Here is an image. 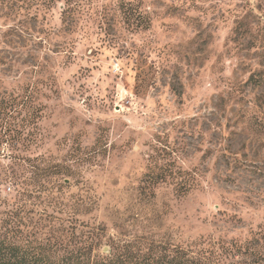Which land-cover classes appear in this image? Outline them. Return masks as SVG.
<instances>
[{
  "label": "rangeland",
  "instance_id": "obj_1",
  "mask_svg": "<svg viewBox=\"0 0 264 264\" xmlns=\"http://www.w3.org/2000/svg\"><path fill=\"white\" fill-rule=\"evenodd\" d=\"M38 184L100 257L264 264V0H0V194Z\"/></svg>",
  "mask_w": 264,
  "mask_h": 264
},
{
  "label": "trees",
  "instance_id": "obj_2",
  "mask_svg": "<svg viewBox=\"0 0 264 264\" xmlns=\"http://www.w3.org/2000/svg\"><path fill=\"white\" fill-rule=\"evenodd\" d=\"M49 172L50 169L41 171L44 175ZM62 187L57 185L56 188L54 184H38V187L30 190L20 187L15 196L9 199L2 198L0 194V264H153L150 258L139 261L135 256L120 253L121 246L117 243H113V251L108 256H98L101 236L96 230L88 232L85 240L81 236L74 239V218L80 205L71 201L70 204L64 203L61 199L65 198L61 193ZM55 189V193L62 195L58 198L59 201L54 202L50 198L52 201L42 202L43 205L38 203L41 207L40 223L32 224L27 216L25 199L34 197L38 200L41 196H46L49 201L48 198ZM35 234H39L40 238L30 241L28 237H34ZM190 245L181 264H219L221 255L215 248L226 253L232 252L233 248L220 247L209 241L206 243L207 249L198 253L192 250L195 245ZM234 247L236 251H241Z\"/></svg>",
  "mask_w": 264,
  "mask_h": 264
},
{
  "label": "water",
  "instance_id": "obj_3",
  "mask_svg": "<svg viewBox=\"0 0 264 264\" xmlns=\"http://www.w3.org/2000/svg\"><path fill=\"white\" fill-rule=\"evenodd\" d=\"M104 251H106V248L104 249Z\"/></svg>",
  "mask_w": 264,
  "mask_h": 264
}]
</instances>
